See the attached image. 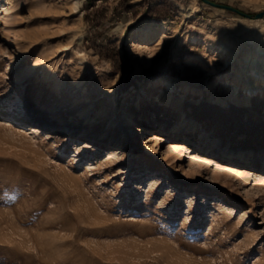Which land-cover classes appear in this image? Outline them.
<instances>
[{
	"label": "rangeland",
	"instance_id": "1",
	"mask_svg": "<svg viewBox=\"0 0 264 264\" xmlns=\"http://www.w3.org/2000/svg\"><path fill=\"white\" fill-rule=\"evenodd\" d=\"M77 1L0 0V264H264V190L241 165L264 175V90L244 92L264 75V0H210L251 18L202 0ZM165 19L180 35L137 39ZM126 111L143 123L107 164ZM84 129L104 137H43ZM203 194L224 201L212 218Z\"/></svg>",
	"mask_w": 264,
	"mask_h": 264
},
{
	"label": "bare ground",
	"instance_id": "2",
	"mask_svg": "<svg viewBox=\"0 0 264 264\" xmlns=\"http://www.w3.org/2000/svg\"><path fill=\"white\" fill-rule=\"evenodd\" d=\"M192 3H193L192 5H195L194 4L195 0H192ZM74 4H75V7H77L78 1L75 0ZM190 11L188 14H190ZM182 30H183V28H182L181 24L175 23V22L168 20V19H165V20H162L160 22L158 27H154V28L149 29V30L139 31L137 33V39H141V40L144 39L146 41L154 40L156 42V45H160L165 34L180 35ZM207 46H208V48L213 47L214 46L213 41H211ZM51 49H52V46L49 45L48 42H45L44 50L48 52V51H51ZM144 51H146L147 56L150 58L152 55V49H150V47L148 45H144ZM247 77H248V79H251L253 81V85L252 84L247 85V86L245 85L246 86V87H244L245 94L252 96V95L259 93L262 90H264V75H261L258 72V70H256V69L250 70L247 73ZM0 82H1V80H0ZM165 82H166L165 88L167 91L174 90L175 86H174L173 81H165ZM125 106L127 108L128 104H125ZM142 123H143L142 119H137V118L134 119L131 117V115H129L127 113V111L125 112L124 119L122 122V126H123L124 132H126V137H127L128 141L127 142H121V144H116V145L111 143V145L107 146L108 149H105L106 152L103 154V157H105L104 162H107V164L109 163V164L118 166L117 164H120L119 162H121L122 160H124L126 158L124 151H122L121 153L118 151L124 150L126 148H128V149L130 148V146H131L130 139L132 137L130 132L134 131V125L140 126ZM138 128H136L135 130H138ZM57 132H59V131H57ZM102 134L103 133L92 132L91 130L84 129V130L79 131V133H73V135H72V133L65 131V135L64 136L62 135L63 137L59 133H56V132L44 133L43 137H45V138L46 137L47 138L53 137V138H55V142L57 140H60V139L61 140H70L71 138H76V141L82 142V145L84 146L85 143L88 145H89V143L82 140V139H90V140H92V139L98 140L99 139V140H101V138L104 137V135H102ZM205 145L207 146L206 148L208 150H215V148L217 147V144L214 142H211V143L206 142ZM173 148H175V151H177V149L182 148V146H181V144L176 143L173 146ZM220 152L224 158H226L227 156H231L232 157L231 160L246 159L245 155H243L242 153L234 152V151L229 150V149H221ZM168 160L169 159H167V161ZM241 165L244 166V168H242V170L246 171L245 173H249V172L252 173V171H255L254 175H257V176H256V179L254 180V182H255L254 185L257 186L258 188H263V190H264V175L261 174L262 171H259V169L251 167V166L246 165L244 163H241ZM145 169H148L147 165L143 169H141L140 172L145 171ZM243 171H240V176L246 175ZM145 176L146 175H143V177H145ZM147 183H148L147 191L149 192L154 188L156 183L152 179H148ZM135 190H138V188ZM198 200L200 201L198 211L200 213L201 212L207 213V211H209V217H211V218L213 216H212V213L210 211H217V210L221 211L224 208V201L221 197H209L208 195L203 194L200 197V199H198ZM187 209L190 211L189 212L190 214H193L195 208L191 205L190 202H188L187 203Z\"/></svg>",
	"mask_w": 264,
	"mask_h": 264
},
{
	"label": "crops",
	"instance_id": "3",
	"mask_svg": "<svg viewBox=\"0 0 264 264\" xmlns=\"http://www.w3.org/2000/svg\"><path fill=\"white\" fill-rule=\"evenodd\" d=\"M164 40H165V42H167V41H169V40H167V39H165L164 38ZM163 40V41H164ZM163 43V42H162ZM162 45V44H161ZM167 45V44H166ZM155 53H157L156 54V56H155V58H154V62H158L157 64H158V66L159 67H162V66H164L165 67V69H169V72L171 73V72H173V71H176V72H178V71H180V66H181V64H178V65H176V63H174L175 61H174V59L171 57V58H169V60L167 59V57H165L164 55L163 56H161L160 54H161V50H158V52H154V54ZM166 61H167V63H166ZM155 65V64H154ZM183 74V73H182ZM182 74H180V75H182ZM183 75H185V73L183 74Z\"/></svg>",
	"mask_w": 264,
	"mask_h": 264
},
{
	"label": "water",
	"instance_id": "4",
	"mask_svg": "<svg viewBox=\"0 0 264 264\" xmlns=\"http://www.w3.org/2000/svg\"><path fill=\"white\" fill-rule=\"evenodd\" d=\"M203 2L209 4V5H212L214 7H217V8H223V9H227V10H230V11H233V12H236L237 14L241 15V16H244V17H247V18H251L252 15L250 14H247V13H244L242 11H239L233 7H230V6H227V5H224V4H219V3H215V2H212L210 0H202ZM264 12H258L256 14L253 15V18H261L263 16Z\"/></svg>",
	"mask_w": 264,
	"mask_h": 264
}]
</instances>
